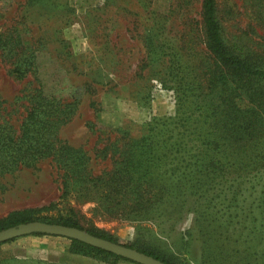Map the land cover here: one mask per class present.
Returning a JSON list of instances; mask_svg holds the SVG:
<instances>
[{
  "label": "rangeland",
  "instance_id": "1",
  "mask_svg": "<svg viewBox=\"0 0 264 264\" xmlns=\"http://www.w3.org/2000/svg\"><path fill=\"white\" fill-rule=\"evenodd\" d=\"M217 3L227 39L262 47L264 28L258 20L264 18V0ZM1 34L6 43L0 48L1 115L17 128L29 108L28 99L19 97L37 87L66 100L79 98L58 135L87 152L94 176L110 171L113 156L144 136L149 122L175 116L182 102L185 109L195 108L201 93L197 84H205L210 73L203 0H0ZM13 43L19 44L15 54L34 55V74L17 78L11 73L15 60L8 47ZM244 87L239 99L250 118L255 112L257 125L244 127L239 143L226 142L211 119L204 122L206 118L195 114L194 123L195 117L186 113L200 127L197 134L210 136L213 150H243L242 157L221 153L223 162L245 165L239 181L205 175L172 184L156 174L146 194L161 197V207L168 211L165 217L141 222L111 218L96 200L83 201L77 193L60 198V172L48 158L0 177V219L12 210L55 203L46 213L65 215L73 208L83 226L111 234L122 244L177 259L184 256L187 232L192 264H264V81ZM208 91L201 93L208 103L220 101ZM259 165L262 170L252 167ZM91 195L98 199L100 193ZM175 197L187 199L193 209L187 203L172 209L168 200ZM70 248L67 237L24 235L0 244V264H139Z\"/></svg>",
  "mask_w": 264,
  "mask_h": 264
},
{
  "label": "trees",
  "instance_id": "2",
  "mask_svg": "<svg viewBox=\"0 0 264 264\" xmlns=\"http://www.w3.org/2000/svg\"><path fill=\"white\" fill-rule=\"evenodd\" d=\"M263 21L264 18L261 19V24L258 20V24L264 28ZM203 22L211 66L209 76L205 80L208 85L198 83L197 88L201 93L208 89L214 98L220 99L219 102L208 103L201 93L197 100H194L195 108L192 105L185 109L186 104L182 102L177 109L178 114L164 118V122L161 123L157 118L154 122H149V129L144 136L132 139L127 147L120 149L116 157L113 156L110 171L94 176L88 167L90 157L87 152L82 148L68 145L58 135L61 127L77 110L79 98L66 100L60 94H46L41 87L34 88L19 97L28 99L29 108L17 128L8 119L3 118L0 109V177L24 167H35L38 162L50 158L55 161L60 172L62 183L60 198L77 193L84 198L83 201L96 200L98 207L100 206L111 218L126 217L141 222H151L165 217L168 211L161 207V197L152 199L146 194L148 188L153 185L152 181L156 174L172 184H179L185 179L190 182L202 180L205 175L212 179L234 176L239 181L244 174L245 165L223 162L221 153L227 154L226 158L242 157L243 150L234 146L231 153L228 152L230 146L225 150L218 148L213 150L210 136L203 132L201 135L197 134L200 127L190 123V116L195 117L196 114L197 117H204L206 118L204 122L211 119L230 145L244 139L242 133L244 127L254 128L257 125L255 112L254 118L248 116L241 104L238 91L251 83L264 81V35L262 47L258 49H253V46L244 43L240 38L227 39L218 14L217 0H203ZM5 44L2 42L1 34L0 48ZM18 45L13 43L8 47L10 58L14 57L15 60L11 73L17 78H23L28 72L35 73L31 67L34 55L15 54ZM197 101L199 103H196ZM211 111V117L207 116L206 114H210ZM186 113L191 114L189 116ZM192 120L194 123L197 121L196 117ZM250 136L252 138L254 134ZM105 149L102 152L106 153ZM260 166L262 165L252 167L258 169ZM144 184L148 187H143ZM168 186L171 189L176 188L174 185ZM90 191L100 193L98 199L90 196ZM192 192L197 193L196 190ZM189 195L192 196V193ZM186 203L189 210L193 209L194 206H189L188 203L191 202L187 199L175 197L168 200L169 207L177 210ZM210 206L211 203L208 207ZM53 207L55 203L43 207L12 210L0 219V230L23 222L42 220L79 227L94 235L119 242L111 234L83 226L81 217L73 208L65 215L51 216L46 213ZM196 220L198 222V218ZM199 220L203 222L201 218ZM33 235L46 234L36 232ZM70 240V251L73 253L97 256L104 260L124 259L135 262L81 240ZM191 241V235L186 232L182 238L184 256L177 259L133 244H124L169 264H192Z\"/></svg>",
  "mask_w": 264,
  "mask_h": 264
},
{
  "label": "water",
  "instance_id": "3",
  "mask_svg": "<svg viewBox=\"0 0 264 264\" xmlns=\"http://www.w3.org/2000/svg\"><path fill=\"white\" fill-rule=\"evenodd\" d=\"M36 232L81 240L93 246L121 255L139 264H169L136 248L94 235L79 227L42 220L23 222L0 230V243Z\"/></svg>",
  "mask_w": 264,
  "mask_h": 264
}]
</instances>
